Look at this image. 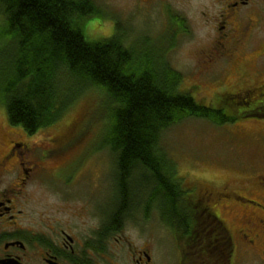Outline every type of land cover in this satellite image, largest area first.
I'll use <instances>...</instances> for the list:
<instances>
[{"label":"flooded vegetation","instance_id":"obj_1","mask_svg":"<svg viewBox=\"0 0 264 264\" xmlns=\"http://www.w3.org/2000/svg\"><path fill=\"white\" fill-rule=\"evenodd\" d=\"M130 1L140 13L159 11L164 31L129 40L132 33L124 35L118 24L109 38L120 35L127 46L146 40L167 46L188 33L193 23L191 17L175 12L177 6L187 9L193 0ZM198 1L195 8L206 36L197 48L194 69L222 76L224 87L217 94L219 106L208 107L222 110L220 117L227 122L242 121L240 131L254 122L263 151L257 153V163L248 165L256 172L246 176L247 182L218 189L184 188L192 192L195 205L211 208L212 201L218 203L223 218L213 213L225 223L234 243L229 264L235 250L237 264H264V0ZM232 73L236 79L227 87ZM12 126L4 121L0 128V264H158L154 244L138 242L133 235L140 218H149L154 210L159 213L155 207L145 209L138 182L121 202L118 180L103 183L95 174L92 182L90 172L96 168L74 162L76 154L69 148L58 150L69 134L38 138L40 130L26 131L27 136ZM68 155L72 157L59 162ZM220 207L233 213L234 223ZM169 229L175 247L170 264H193L194 245L182 249ZM202 263L223 264V259L217 251Z\"/></svg>","mask_w":264,"mask_h":264},{"label":"trees","instance_id":"obj_2","mask_svg":"<svg viewBox=\"0 0 264 264\" xmlns=\"http://www.w3.org/2000/svg\"><path fill=\"white\" fill-rule=\"evenodd\" d=\"M102 13L93 0H0L3 32L15 43L0 72L10 123L34 133L62 119L80 96L102 92L108 121L99 149L115 157L121 202L138 182L145 209L159 210L182 249L194 245L193 264L217 251L229 264L234 243L225 223L212 208L195 205L161 145L163 133L186 118L226 123L222 110L180 91L183 75L166 57L174 43L139 50L138 42L127 46L120 35L89 41L86 22Z\"/></svg>","mask_w":264,"mask_h":264},{"label":"rangeland","instance_id":"obj_3","mask_svg":"<svg viewBox=\"0 0 264 264\" xmlns=\"http://www.w3.org/2000/svg\"><path fill=\"white\" fill-rule=\"evenodd\" d=\"M93 1L104 15L86 22L85 35L89 41L109 38L111 30H116L118 24L121 25L120 29L124 35L132 33L129 40H135L144 34L153 36L164 31V17L159 11L140 13L131 6L130 0ZM198 3V0H193L191 6H186L187 9L183 6H177L175 9V12L182 16L191 17L193 23L191 26L188 24V33L182 34L174 42L172 49L167 50L166 57L170 65L183 75L180 91L190 92L197 101L216 108L219 106L217 94L224 89L222 76L194 69L197 48L202 45L206 36V29L201 25L195 8ZM5 27L4 17L0 16V72L4 70L10 54L15 50V43L3 32ZM151 44L157 49L160 47L159 42L153 41H139L137 46L140 47L139 50H143L142 48ZM235 79L234 73L229 75L225 86L230 87ZM101 98L102 92L97 90L80 96L62 119L50 127L41 129L37 137L50 138L69 134L58 150L64 151L69 148L76 154L74 162L85 164L86 169L89 168V164L96 168L97 171L90 172L92 182H95L96 174L103 183L107 180L113 185V180L117 176L115 157L109 148L99 149L104 143L103 130L108 121V109ZM4 121L9 123L6 104L0 96V128ZM241 122L218 124L193 116L173 125L163 133L161 145L176 164L178 176L187 187L196 185L199 189L205 186L218 189L223 184L235 187L247 182L246 176L256 172L252 167H248L250 163H257L259 160L257 153L263 149L256 142V128L252 127L256 124L249 121L247 128L240 131L243 124ZM12 127L29 136L23 127L18 125ZM12 131L19 134L13 129ZM64 157L65 159H60L59 162L68 160L72 155ZM210 205L221 216L218 203L212 201ZM220 209L224 217L231 223L235 222L233 213L223 207ZM133 235L138 242L154 244L153 254L158 264H170L175 247L171 231L157 211L154 210L148 219L140 218ZM237 257L235 250L233 264H237ZM243 264L258 263L249 260Z\"/></svg>","mask_w":264,"mask_h":264}]
</instances>
